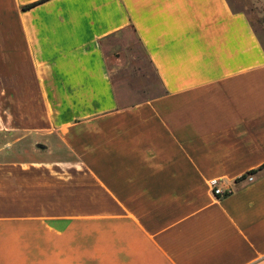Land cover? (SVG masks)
Segmentation results:
<instances>
[{"label":"crops","instance_id":"0c3cea01","mask_svg":"<svg viewBox=\"0 0 264 264\" xmlns=\"http://www.w3.org/2000/svg\"><path fill=\"white\" fill-rule=\"evenodd\" d=\"M128 26L158 82L133 103L104 49ZM0 264H264V41L246 11L0 0Z\"/></svg>","mask_w":264,"mask_h":264},{"label":"rangeland","instance_id":"374dc122","mask_svg":"<svg viewBox=\"0 0 264 264\" xmlns=\"http://www.w3.org/2000/svg\"><path fill=\"white\" fill-rule=\"evenodd\" d=\"M233 9L244 10L264 41V1L228 0ZM116 93L123 103H133L158 93L152 65L131 27L104 43Z\"/></svg>","mask_w":264,"mask_h":264},{"label":"built area","instance_id":"2783aa9c","mask_svg":"<svg viewBox=\"0 0 264 264\" xmlns=\"http://www.w3.org/2000/svg\"><path fill=\"white\" fill-rule=\"evenodd\" d=\"M247 179H253V175L248 174ZM209 184L213 194L217 198L224 197L232 191L231 187H226L223 183L220 182V180L217 179H212Z\"/></svg>","mask_w":264,"mask_h":264},{"label":"water","instance_id":"95a60500","mask_svg":"<svg viewBox=\"0 0 264 264\" xmlns=\"http://www.w3.org/2000/svg\"><path fill=\"white\" fill-rule=\"evenodd\" d=\"M41 146V145H40Z\"/></svg>","mask_w":264,"mask_h":264}]
</instances>
